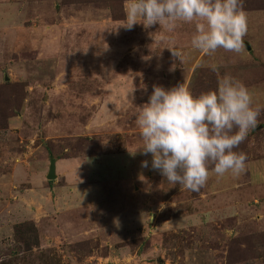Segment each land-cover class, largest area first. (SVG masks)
I'll return each instance as SVG.
<instances>
[{
    "label": "rangeland",
    "instance_id": "rangeland-1",
    "mask_svg": "<svg viewBox=\"0 0 264 264\" xmlns=\"http://www.w3.org/2000/svg\"><path fill=\"white\" fill-rule=\"evenodd\" d=\"M126 4L0 0V264H264V0H243L241 52L211 56L196 21L127 30ZM225 74L261 107L245 170L193 192L142 168L152 86L195 96Z\"/></svg>",
    "mask_w": 264,
    "mask_h": 264
},
{
    "label": "clouds",
    "instance_id": "clouds-1",
    "mask_svg": "<svg viewBox=\"0 0 264 264\" xmlns=\"http://www.w3.org/2000/svg\"><path fill=\"white\" fill-rule=\"evenodd\" d=\"M242 3L127 0L123 27L131 30L137 24L146 29L159 25L172 31L177 22L196 21L190 41L193 49L207 56L218 49L240 53L247 30ZM167 49L180 61L181 51ZM210 67L217 71V65ZM260 112L259 105L253 106L247 87L227 74L218 80L215 90L195 96L182 83L169 88L154 84L135 118L143 140L137 150L151 157L140 166L158 172L168 184L193 192L205 185L210 172L218 177L239 175L245 170L247 157L235 149L256 126Z\"/></svg>",
    "mask_w": 264,
    "mask_h": 264
},
{
    "label": "water",
    "instance_id": "water-1",
    "mask_svg": "<svg viewBox=\"0 0 264 264\" xmlns=\"http://www.w3.org/2000/svg\"><path fill=\"white\" fill-rule=\"evenodd\" d=\"M56 177V162L54 159L51 158L50 160V167L47 174L48 179H53Z\"/></svg>",
    "mask_w": 264,
    "mask_h": 264
},
{
    "label": "trees",
    "instance_id": "trees-1",
    "mask_svg": "<svg viewBox=\"0 0 264 264\" xmlns=\"http://www.w3.org/2000/svg\"><path fill=\"white\" fill-rule=\"evenodd\" d=\"M38 244H39V239L38 237H35L33 245L38 246Z\"/></svg>",
    "mask_w": 264,
    "mask_h": 264
}]
</instances>
